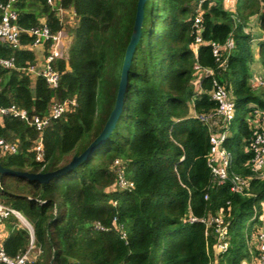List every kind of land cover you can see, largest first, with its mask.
<instances>
[{"label":"trees","instance_id":"obj_1","mask_svg":"<svg viewBox=\"0 0 264 264\" xmlns=\"http://www.w3.org/2000/svg\"><path fill=\"white\" fill-rule=\"evenodd\" d=\"M136 3L60 0L75 12L73 19L62 22L46 0H11L12 22L23 30L21 47L0 42V58L12 57L18 68L0 65V106L14 105L29 117L42 118L55 101L74 99L75 105L40 130L20 117H0V139L15 147L14 152L0 149V165L54 170L95 138L113 106ZM199 3L145 0L120 112L107 138L86 159L46 182L0 176V201L20 212L31 228L13 215L2 220L7 234L0 245L8 256L24 253L32 239L39 253L27 264H209L214 237L206 236L204 225L189 217L218 213L228 220L230 234L229 250L219 263L249 260L245 237L253 224L264 220V179L253 172L252 153L244 148L252 136V113L264 111V90L251 84L254 37L246 28L255 17L262 33L257 57L264 74V0H237L234 17L222 0L202 2V41L195 46ZM42 19L49 32L63 27L69 37L67 58L52 62L59 73L55 88L22 70L36 62L29 48L35 35L28 31ZM229 36L233 48L221 49L217 60L212 43L222 45ZM43 43L47 49L50 40ZM195 66L209 68L213 75ZM213 78L234 101L231 134L224 144L233 157L232 169L250 178V195L231 192L228 183L216 184L206 165L210 130L193 112L216 108L210 97ZM38 138L40 160L34 150ZM119 166L133 189L115 186ZM253 254L258 255L256 244Z\"/></svg>","mask_w":264,"mask_h":264},{"label":"built area","instance_id":"obj_2","mask_svg":"<svg viewBox=\"0 0 264 264\" xmlns=\"http://www.w3.org/2000/svg\"><path fill=\"white\" fill-rule=\"evenodd\" d=\"M59 1V2H58ZM206 0H200L198 5L197 14L194 18V26L196 27L195 46H197L202 40L200 37L201 22V10L200 4ZM237 0H222L223 6L226 10L233 14L235 13V3ZM47 4L55 8L57 15L63 22L65 18L73 19L75 12L71 8H64L60 4V0H46ZM11 0H0V9L2 16L0 19V42L19 43V33L23 29L12 20L15 18V13L10 9ZM261 11L264 13V3L261 4ZM30 34L35 35L33 44L29 45V48L40 47L41 56L34 64L28 65L22 68L30 76H40L44 78L46 84L55 88L58 85L59 73L52 67L54 59L67 58V50L69 37L66 30L62 27L54 33L49 32L44 20H41V25L32 28L28 31ZM262 38V37H261ZM50 40V44L45 49L44 40ZM233 48V40L229 36L224 44L219 45L212 43V53L217 60L221 55V49L230 50ZM223 61L220 65H223ZM0 65L6 68H16L13 58H0ZM197 70H201L205 75H213V70L209 68H200L195 66ZM18 69V68H16ZM252 86H263L264 79L260 74H253ZM210 97L216 102V108L209 113H196L193 112V116L200 121L208 124L209 134V150L206 154V165L210 171L212 180L218 185L228 183L230 191L240 195H250L247 192L249 177L244 176L232 169L233 157L229 149L225 146L226 138L231 134V124L234 115V101L230 92L226 89L225 85L219 83L217 79L212 80V89L210 91ZM75 105L74 99L65 100L62 102L55 101L51 104L50 110L47 116L40 118L33 115L29 117L25 110L18 108L14 105L3 107L0 106V117L4 114H10L14 117H20L24 119L29 125H34L38 130L42 129L50 119H56L70 106ZM252 131V136L249 138L244 150L251 152L252 156L249 159V165L256 176L264 179V111L255 110L249 120ZM0 149L2 152L10 151L14 152L15 147L12 144L0 139ZM35 156L37 160L42 157V143L41 138H38L34 146ZM117 165H121L119 161ZM117 176L115 180V186L120 190H131L134 184L131 180H128L124 175L122 167L117 168ZM207 198V195L204 196ZM115 204V202H114ZM13 215L16 217L22 225L30 228L25 218L17 210L5 205L0 201V231L2 229V220ZM255 217V213L251 219ZM190 221H198L204 225L205 235L212 234L214 237L213 243V255L214 260L210 259L209 264H220L219 257L229 250L230 247V234L228 220L221 214H208L201 217L190 215ZM98 227V226H97ZM1 238V232H0ZM246 244H251L250 252L253 255L254 264H264V220L261 223H255L252 226V233L249 236L246 235ZM257 245L258 255L253 254V246ZM39 250L33 244L31 239L27 250L14 258L8 256L0 245V262L3 264H27L33 261Z\"/></svg>","mask_w":264,"mask_h":264},{"label":"water","instance_id":"obj_3","mask_svg":"<svg viewBox=\"0 0 264 264\" xmlns=\"http://www.w3.org/2000/svg\"><path fill=\"white\" fill-rule=\"evenodd\" d=\"M144 2L145 0H137L131 34L129 37V41L126 45L125 51H124L121 67L119 70V76H118V80L116 83V91H115L113 106L100 132L86 146L84 150H82L79 154L73 155L68 162H66L65 164H63L62 166L54 170H48V171H43V172L41 171H38V172L20 171V170H14V169H10V168L0 165V176L2 174H8V175H13V176L35 180L38 182H46L54 177L64 175L67 172L71 171L73 168H75L81 161L86 159L92 152H94L103 143V141L107 138L111 129L113 128L115 121L117 119V116L121 109L122 92H123V87L125 84L127 68L129 66L131 56L134 52L135 45L137 41L139 40V37L141 34V22H142V17H143Z\"/></svg>","mask_w":264,"mask_h":264},{"label":"rangeland","instance_id":"obj_4","mask_svg":"<svg viewBox=\"0 0 264 264\" xmlns=\"http://www.w3.org/2000/svg\"><path fill=\"white\" fill-rule=\"evenodd\" d=\"M246 30L250 33H252V36L254 37V40H253V44H254V53L257 54V42H258V39L261 35V30L260 28L258 27V23H257V19L255 17H251L249 23H248V26L246 28ZM259 64V61L258 59L256 60V63L255 64ZM260 65V64H259ZM259 68V67H258ZM255 70H258L257 67H255ZM257 74V73H255ZM258 74H260L261 76H263V79H264V74L262 73V71L258 72ZM254 87H258V88H261V90H264V87L263 86H254ZM237 128V123L234 122L233 124V130L235 131ZM246 229V227H245ZM247 236H249V231L246 233ZM246 238V237H245ZM251 244L248 245V250H249V258L253 259V255L252 253L250 252V249H251Z\"/></svg>","mask_w":264,"mask_h":264},{"label":"crops","instance_id":"obj_5","mask_svg":"<svg viewBox=\"0 0 264 264\" xmlns=\"http://www.w3.org/2000/svg\"><path fill=\"white\" fill-rule=\"evenodd\" d=\"M260 36H262V33H261V35ZM260 38V37H259ZM259 40V39H258ZM31 50H33L34 52H35V54H36V57H37V59H40V56H41V54H42V52H41V49H40V47H32L31 48ZM254 62H253V65H252V72H253V74H255V73H257L258 74V72H260V71H262L261 70V66L257 63V64H255L256 63V60L258 59V57H257V54H254ZM255 67H257V69L258 70H255ZM259 67V68H258ZM1 239H3L5 236H6V232H5V230L3 229V227H2V229H1ZM212 248H211V252H210V254H211V261H212V259L214 260V256H212L213 255V252H212ZM254 260H256V258H253V259H251V258H249V260L248 261H246L244 264H254L253 262H254ZM0 264H2L1 262H0Z\"/></svg>","mask_w":264,"mask_h":264}]
</instances>
